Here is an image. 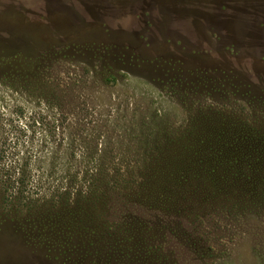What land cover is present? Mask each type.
I'll use <instances>...</instances> for the list:
<instances>
[{"label":"rangeland","instance_id":"obj_1","mask_svg":"<svg viewBox=\"0 0 264 264\" xmlns=\"http://www.w3.org/2000/svg\"><path fill=\"white\" fill-rule=\"evenodd\" d=\"M234 119L264 127V0H0V161L28 181L0 264H264L254 206L208 173L171 193Z\"/></svg>","mask_w":264,"mask_h":264},{"label":"trees","instance_id":"obj_2","mask_svg":"<svg viewBox=\"0 0 264 264\" xmlns=\"http://www.w3.org/2000/svg\"><path fill=\"white\" fill-rule=\"evenodd\" d=\"M239 122L242 120L234 119L225 125H215L196 136L197 147L191 164L175 163V170L181 174L179 177V173L173 175L171 193L180 191L187 180L186 174L200 179L208 173L211 174V177H207L211 182L210 187H225L235 200H244L256 208L257 214H264V127H252L243 122L241 125ZM58 145L61 146V141ZM48 149L43 154L44 159L54 153L52 146ZM222 160H225L224 164ZM20 165L16 167L0 161V188L16 194L27 187L26 177L19 175L23 172H18L24 168H20ZM149 186L143 185L141 192L128 197V202L133 198L135 204L156 205L157 194L148 191ZM27 199L28 203L32 201V198Z\"/></svg>","mask_w":264,"mask_h":264}]
</instances>
